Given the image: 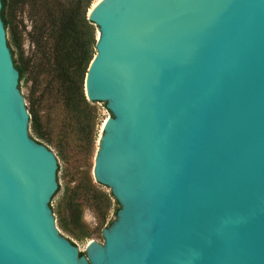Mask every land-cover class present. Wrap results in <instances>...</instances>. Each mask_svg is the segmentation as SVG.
<instances>
[{
	"label": "water",
	"instance_id": "water-1",
	"mask_svg": "<svg viewBox=\"0 0 264 264\" xmlns=\"http://www.w3.org/2000/svg\"><path fill=\"white\" fill-rule=\"evenodd\" d=\"M0 0V264H264V0H99L84 92L110 112L92 175L118 202L84 253L32 135Z\"/></svg>",
	"mask_w": 264,
	"mask_h": 264
},
{
	"label": "trees",
	"instance_id": "trees-1",
	"mask_svg": "<svg viewBox=\"0 0 264 264\" xmlns=\"http://www.w3.org/2000/svg\"><path fill=\"white\" fill-rule=\"evenodd\" d=\"M2 1L7 6L5 28L12 57L22 78H28L32 85L42 88L39 98L32 93L28 99V109L34 120L32 130L38 137L50 141L40 105L51 95L74 121L72 129L68 121L62 122L58 131L60 138L73 132L76 145L92 153L97 139L98 110L86 98L84 79L95 53L93 23L87 18L93 0ZM24 12L30 20L27 35L34 45L29 56L22 47L25 25L21 18L17 19ZM76 190L77 187L71 191L74 194ZM105 198L107 206L113 201L116 211L118 202L112 194L108 192ZM68 203L69 218L60 216V225L72 231L73 227L82 226L80 205L75 198ZM59 208L60 205L58 213L61 214Z\"/></svg>",
	"mask_w": 264,
	"mask_h": 264
},
{
	"label": "rangeland",
	"instance_id": "rangeland-1",
	"mask_svg": "<svg viewBox=\"0 0 264 264\" xmlns=\"http://www.w3.org/2000/svg\"><path fill=\"white\" fill-rule=\"evenodd\" d=\"M94 1L95 0H93V2ZM20 18L25 25V30L22 32V47L25 55L29 56L34 49V45L27 35V32L30 30V20L25 12L22 16L18 15L17 19ZM23 80L26 84L24 98L28 107V99L32 96L31 94L33 93V96L39 98L42 88L41 86L32 85L31 80L28 78H23ZM97 110V139L92 153L86 152L85 147H78L76 145L73 132L69 133L67 137L60 138L58 131L62 122L64 120L66 122L68 121L70 123V128L72 129L74 121L62 109L58 100L51 95H48L40 105V112L42 113L44 122L48 128L47 136L50 138V141L38 137L33 130L31 132L32 137L48 146L54 152L56 159L59 160L64 173L63 198L55 203L53 215L58 231L64 237L73 242L82 253H84L88 242L92 240L100 244L103 243L102 229L108 227L115 219L116 212L113 201L107 206L105 194L108 192L100 187L99 183L94 180L92 175L94 154L97 147L98 137L101 134V127L104 120L110 116V112L107 109ZM73 187H77L74 194L71 191L74 189ZM72 198H75L80 205V219L82 226L76 228L73 227L72 231H69L61 227L60 216H66V218H69L68 201ZM59 205L61 208V214L58 213Z\"/></svg>",
	"mask_w": 264,
	"mask_h": 264
},
{
	"label": "bare ground",
	"instance_id": "bare-ground-1",
	"mask_svg": "<svg viewBox=\"0 0 264 264\" xmlns=\"http://www.w3.org/2000/svg\"><path fill=\"white\" fill-rule=\"evenodd\" d=\"M99 0H95L92 4V6H94Z\"/></svg>",
	"mask_w": 264,
	"mask_h": 264
}]
</instances>
